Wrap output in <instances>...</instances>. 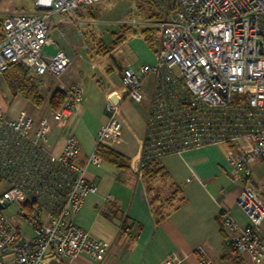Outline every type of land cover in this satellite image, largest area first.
<instances>
[{"label": "built area", "instance_id": "built-area-1", "mask_svg": "<svg viewBox=\"0 0 264 264\" xmlns=\"http://www.w3.org/2000/svg\"><path fill=\"white\" fill-rule=\"evenodd\" d=\"M107 0H35V12L7 16L0 41V80L12 64H21L38 77L65 75L71 59L50 41L48 20L55 14L75 16L83 7ZM156 16L130 26L159 30L152 64L124 69L126 98H147L143 162L171 153L209 146L249 145L243 156L227 155L231 174L249 178L251 164L264 159V0H148ZM151 91L145 92L148 80ZM66 100L36 119L26 113L9 116L0 103V264H50L54 258L81 256L96 263L108 245L80 228L73 219L97 186L87 180L90 166L99 167L98 147L119 138V105L109 101L107 123L96 135V150L85 164L78 162V139L66 136L61 153L49 148L51 122L64 128L82 99V89L65 90ZM249 218L240 228L223 216L226 243L239 254L264 259L261 225L264 195L245 187L237 200ZM17 206L32 236L22 235L3 214ZM199 264H216L202 247ZM175 252L165 264H181Z\"/></svg>", "mask_w": 264, "mask_h": 264}, {"label": "crops", "instance_id": "crops-1", "mask_svg": "<svg viewBox=\"0 0 264 264\" xmlns=\"http://www.w3.org/2000/svg\"><path fill=\"white\" fill-rule=\"evenodd\" d=\"M95 5L80 8L75 16L55 14L48 20L51 43L64 51L72 63L68 72L60 78L51 75L40 78L46 97L42 107L48 108L49 99L57 90L65 91L71 86H78L83 92L77 110L66 127L61 128L51 122L48 144L50 149L59 154L66 136L74 135L81 147L78 162L85 164L96 150V135L108 121L106 106L112 101L119 105L118 120L122 130L119 138L107 147L124 156L127 167L121 169L106 161H102L99 167L90 166L86 177L97 186L98 191L86 199L73 219L80 228L103 240L109 247L108 253L96 263L81 256L70 261L56 257L50 264H165L170 252H175L182 259L181 264H199L195 253L197 247L204 248L216 264H264V259L254 260L228 245L223 229L225 213L240 228L249 225V218L238 206L237 200L245 187L264 195V159H255L251 164V176L244 179L232 175L227 163V155L240 157L249 152V145L244 143L166 154L157 160L166 176L158 177L148 184L141 168L149 102L147 98L141 102L127 99L121 78L125 68L136 70L155 61L158 44L150 47L140 33L143 27L130 26L132 21H144L151 12L121 24L130 28V32L137 33L128 35L117 50L104 55L99 41L111 47L116 38L115 29L103 35L92 28L81 32L83 38L77 43L68 42L69 35L77 37L80 33L78 30L94 27L98 23L102 13L96 18L97 15L92 11L86 14L80 12ZM125 8L134 12L131 6ZM21 12H26L25 8H18L9 0H0V39L4 19ZM89 32L97 34L99 41L95 43L89 37ZM94 45L98 49L96 53L90 50ZM122 48L128 49V55L135 58L133 62L124 65L116 63L115 54ZM105 59L113 61L116 68L112 65L101 66V61ZM151 87L149 79L145 92L149 93ZM10 101L18 105L13 113L11 108H5L12 117L26 113L39 119L43 115V108H37L38 112L30 110L28 106L32 105L21 96ZM149 186L152 188L151 193L148 192ZM156 195L162 200L171 195L176 197L173 206L164 207L166 217L159 223L155 211L160 205L152 204V198ZM181 198L183 202L178 205ZM16 218V222L12 221L21 234L32 236L30 228L27 233L23 232L25 222ZM261 238L264 242V219ZM4 262L12 264L11 257H5Z\"/></svg>", "mask_w": 264, "mask_h": 264}, {"label": "trees", "instance_id": "trees-1", "mask_svg": "<svg viewBox=\"0 0 264 264\" xmlns=\"http://www.w3.org/2000/svg\"><path fill=\"white\" fill-rule=\"evenodd\" d=\"M150 5H152L149 2ZM153 7V5L151 6ZM153 15L149 17V19L154 18ZM1 25V23H0ZM140 33L144 36L146 42L150 47H154L158 44L159 46V30L157 29H148L141 28ZM131 29L126 26H121L120 30L115 34V41L111 47H106L102 41H99V46L102 49L104 55L111 54L113 51L117 50L118 47L122 44V42L127 38V36H131L136 34L137 31L130 32ZM2 39V34H1ZM0 39V41H1ZM158 47L156 49V52ZM6 82L10 88V91L13 96H21L26 99L32 106L36 108H41L45 103V95L42 89V79L32 73L30 69L21 65V64H12L9 66L8 70L4 74ZM0 93L2 90L0 88ZM66 100L65 91L57 90L55 91L49 99L48 105L49 108L58 111L63 103ZM4 106V105H3ZM5 107V106H4ZM6 108V107H5ZM97 156L101 159V161L109 162L121 169L127 167V160L121 154L113 151L107 146L98 147L96 150ZM141 171L143 173L144 178L148 184H151L153 180L158 177L164 178L165 173H163L162 168L159 167V163L157 159H152L148 162H143ZM148 192H152V188H148ZM175 195H171L170 197L162 200L159 195L153 196L152 204L158 203L160 206L157 207L155 211V215L157 217V222H161L166 216L164 215V207H171L175 202ZM183 202V198L179 199L178 205Z\"/></svg>", "mask_w": 264, "mask_h": 264}, {"label": "rangeland", "instance_id": "rangeland-1", "mask_svg": "<svg viewBox=\"0 0 264 264\" xmlns=\"http://www.w3.org/2000/svg\"><path fill=\"white\" fill-rule=\"evenodd\" d=\"M9 1H11L13 4H15V6H17L18 8H25L26 12H35V7H34V1L35 0H9ZM129 6L133 7L132 8V9H134L133 13L129 9L125 8V7H129ZM151 6L152 5L149 4L148 0H108V1H105L103 3L97 4L93 7L81 9L80 12H83L85 14L89 11H92V13L97 15L96 18H98L101 13L103 15L101 16L98 23L95 24L94 27H90V28L85 27L82 29V31L77 29L78 32H80L79 34H77V37H76V35H72V34L69 35L68 42L71 44L77 43L79 40H81V38H83V34H81V32H85L87 30L89 31V30L95 29L96 32L99 31L103 35H106L107 34L106 32H109L112 29H115L118 32L120 30L121 24L130 22V19H132L133 17H137V16L139 17L142 14L147 16L150 12H151L150 13L151 16L156 15L154 7H151ZM139 10H141V11H139ZM107 11H109V12L106 13ZM150 15L148 17H146V19H144V20H147L150 17ZM89 33H90L89 37L93 38L92 40L95 43H96V41H99L97 34H94L92 32H89ZM90 50H91V52L95 51L93 53H96V51H98V49L95 45L92 49L90 48ZM115 59H116V63H118L120 65H124L127 62H133L135 60L134 57L131 58L128 55V49L127 48H122L119 52H117L115 54ZM100 64L103 67H107V65H112L113 67H115L114 62L111 60H108V59L102 60ZM5 77L6 76H4L0 80V88L2 90V93H0V103L2 105H4L7 109L11 108L10 111H11V113H13V111L17 109L18 105L15 102L12 103L10 101L13 98H15L16 96L12 95L10 88L6 82ZM28 108L32 111L38 112V109L34 108L33 106L29 105ZM41 108H43V107H41ZM47 109L50 110L49 106L46 109L43 108L42 117L46 114ZM4 189H5V184L0 183V195L2 194ZM17 209H18L17 206H15V205L11 206L9 209L3 211V214L5 216L9 217L14 222H16L18 219V218H16L17 217L16 216ZM25 223L23 224V226L25 227V229L26 228L27 229H26V231H25V229H23V232L27 233L29 228H30V231H32L31 226L27 222H25Z\"/></svg>", "mask_w": 264, "mask_h": 264}, {"label": "water", "instance_id": "water-1", "mask_svg": "<svg viewBox=\"0 0 264 264\" xmlns=\"http://www.w3.org/2000/svg\"><path fill=\"white\" fill-rule=\"evenodd\" d=\"M0 209H2V207H0Z\"/></svg>", "mask_w": 264, "mask_h": 264}]
</instances>
